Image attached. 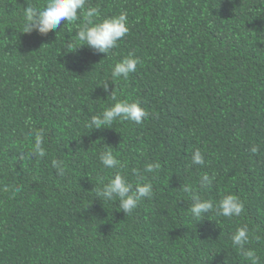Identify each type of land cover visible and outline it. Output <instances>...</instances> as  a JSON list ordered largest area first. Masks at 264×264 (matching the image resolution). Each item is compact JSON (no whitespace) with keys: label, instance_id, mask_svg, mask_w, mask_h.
<instances>
[{"label":"trees","instance_id":"16d2710c","mask_svg":"<svg viewBox=\"0 0 264 264\" xmlns=\"http://www.w3.org/2000/svg\"><path fill=\"white\" fill-rule=\"evenodd\" d=\"M46 3L0 0V264H253L246 250L264 264V0H86L96 22L127 14L129 32L108 54L81 46L83 14L24 33L25 9ZM130 55L137 70L113 82ZM114 90L148 117L88 127ZM107 145L122 169L101 165ZM196 150L203 166L191 163ZM116 171L153 185L127 216L93 190ZM204 174L215 177L206 188ZM184 186L214 204L236 195L244 211L197 219ZM242 226L243 250L231 239Z\"/></svg>","mask_w":264,"mask_h":264},{"label":"clouds","instance_id":"9594fccd","mask_svg":"<svg viewBox=\"0 0 264 264\" xmlns=\"http://www.w3.org/2000/svg\"><path fill=\"white\" fill-rule=\"evenodd\" d=\"M85 4L86 0H47L43 10L29 5L24 11V33L35 31L44 36L60 28L62 21H67V23L76 22L80 19V15L83 14L86 22L76 32L81 46L87 45L97 53L108 54L111 49L117 46L118 41L122 40L129 32L127 14L121 12L118 16L105 18L96 22L101 15L100 9L98 7H90L85 12ZM139 63L138 58L130 55L115 64L112 69L113 82L120 78L127 79L131 73L137 70ZM102 86L106 93L109 92L108 82H105ZM109 96L116 102L99 115H93L88 127L101 129L107 125H111L116 120H128L141 124L148 117L147 110L141 107L138 102L129 103L128 101L118 100L115 90ZM34 135L36 137L34 151L43 156L42 137L44 132L40 130L34 132ZM256 151L257 148L253 147L252 152ZM99 161L105 169L115 170L123 168L121 161L114 155L112 147L108 145L99 153ZM52 163L53 167L57 169L58 174L63 176L65 173L63 161L53 160ZM191 163L200 166L204 165V156L199 150L193 153ZM160 167L159 163L148 164L145 171L147 173H154ZM214 179V176L209 177L208 174H204L200 180L201 187L206 188L210 186ZM93 190L96 193V198L100 200L118 201V208L126 216L133 212L143 199H150L153 195V185L151 183H144L138 179L135 185H133L122 171H116L112 176L100 178ZM184 190L192 193V200L194 202L190 205L188 211L197 219L213 210L218 215L229 218L239 217L244 211V203L236 195H225L218 204H214L211 200L201 201L189 186H184ZM231 239L233 246L241 250L245 249V246L249 242L248 227L242 226L237 228ZM244 255L255 264L256 256L254 251L246 250L244 251Z\"/></svg>","mask_w":264,"mask_h":264}]
</instances>
